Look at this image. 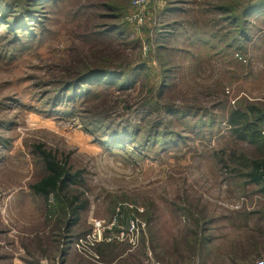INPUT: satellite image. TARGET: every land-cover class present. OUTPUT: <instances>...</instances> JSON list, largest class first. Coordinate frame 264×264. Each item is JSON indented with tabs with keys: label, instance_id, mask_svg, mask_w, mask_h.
I'll return each mask as SVG.
<instances>
[{
	"label": "rangeland",
	"instance_id": "rangeland-1",
	"mask_svg": "<svg viewBox=\"0 0 264 264\" xmlns=\"http://www.w3.org/2000/svg\"><path fill=\"white\" fill-rule=\"evenodd\" d=\"M132 2L0 0V264L264 257V156L227 124L264 111V0Z\"/></svg>",
	"mask_w": 264,
	"mask_h": 264
},
{
	"label": "trees",
	"instance_id": "trees-1",
	"mask_svg": "<svg viewBox=\"0 0 264 264\" xmlns=\"http://www.w3.org/2000/svg\"><path fill=\"white\" fill-rule=\"evenodd\" d=\"M227 124L237 139L255 145L264 156V111L256 107H249L246 111L235 110L230 114ZM248 167L251 169L249 179L261 186L264 193V158L252 161ZM48 170L49 174L33 186L37 193L44 196L60 191L66 177L64 170L54 162L48 163Z\"/></svg>",
	"mask_w": 264,
	"mask_h": 264
},
{
	"label": "built area",
	"instance_id": "built-area-1",
	"mask_svg": "<svg viewBox=\"0 0 264 264\" xmlns=\"http://www.w3.org/2000/svg\"><path fill=\"white\" fill-rule=\"evenodd\" d=\"M154 1L156 0H133L132 6L136 10L137 13H135V16L133 17V19L131 17V20L138 24H142L144 18L142 16L141 9ZM93 226H94V229L91 232V234H88L85 238L78 239L74 243V245L77 248H91V247H94L96 243H99L105 240L104 234H103V230H104L103 224L101 222H97ZM256 264H264V257L260 258L256 262Z\"/></svg>",
	"mask_w": 264,
	"mask_h": 264
}]
</instances>
